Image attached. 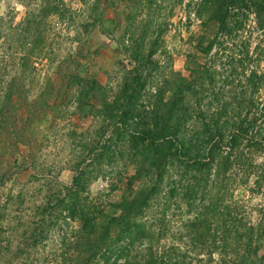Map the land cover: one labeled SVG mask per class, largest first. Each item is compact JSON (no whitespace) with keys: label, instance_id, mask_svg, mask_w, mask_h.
Segmentation results:
<instances>
[{"label":"rangeland","instance_id":"obj_1","mask_svg":"<svg viewBox=\"0 0 264 264\" xmlns=\"http://www.w3.org/2000/svg\"><path fill=\"white\" fill-rule=\"evenodd\" d=\"M230 3L0 0V264H264V0ZM186 84L220 155L133 179L127 96L149 112ZM153 188L147 238L117 244L119 205Z\"/></svg>","mask_w":264,"mask_h":264},{"label":"trees","instance_id":"obj_2","mask_svg":"<svg viewBox=\"0 0 264 264\" xmlns=\"http://www.w3.org/2000/svg\"><path fill=\"white\" fill-rule=\"evenodd\" d=\"M229 1L230 4L237 5L240 0ZM187 84L180 86L179 92L175 93L173 98L170 97L167 103L157 102L149 112L139 110L134 93L127 96L122 113L118 116V123L122 128L117 127V130L121 129L126 132L131 130L127 142L130 149L135 152V156L139 158L136 161L138 168L133 179L141 177L150 179L155 176L159 181L156 185L160 186L162 172L172 159L186 160L187 164L192 163L194 167L200 168L205 166L203 161H215L220 155L225 137L218 120H214L213 126H206L201 138H199V134H195L193 125L189 122L193 109L183 101L184 89H190ZM190 90L192 91V88ZM154 193H156V189L150 193L144 190L140 191L130 200L123 201L119 205L121 217L111 222L119 226L117 244L125 239L132 243L139 240L141 236L147 238L146 233L136 232L131 230V227L135 226L134 219L142 213L141 210L147 207V202ZM73 216L72 218L79 219L81 223L85 224L82 209L78 213H73ZM113 247L110 246L107 249L111 250ZM125 264L132 263L126 261ZM144 264L180 263L173 257H167L165 260L161 257H151Z\"/></svg>","mask_w":264,"mask_h":264}]
</instances>
